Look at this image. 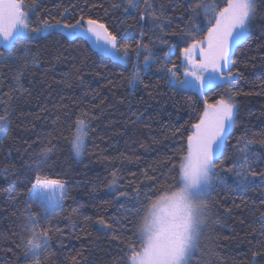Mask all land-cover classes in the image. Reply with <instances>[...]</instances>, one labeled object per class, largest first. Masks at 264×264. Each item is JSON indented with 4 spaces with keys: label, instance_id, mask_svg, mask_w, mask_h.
<instances>
[{
    "label": "trees",
    "instance_id": "obj_1",
    "mask_svg": "<svg viewBox=\"0 0 264 264\" xmlns=\"http://www.w3.org/2000/svg\"><path fill=\"white\" fill-rule=\"evenodd\" d=\"M25 4L36 33L91 16L122 45L138 50L146 44L153 64L134 82L131 63L57 30L31 32L26 42L0 48V116L8 120L0 136V264H129L148 205L179 190L181 157L203 100L221 96L232 97L236 114L201 203L191 264H264V183H251V175L239 181L243 173H264V0H255L246 42L233 50L232 83L203 95L170 85L166 68L175 65L180 74L189 34H204L213 19L205 5L219 11L226 0H140L138 10L128 11L127 0ZM79 119L90 127L81 159L71 146ZM245 160V169L234 167ZM37 175L65 186L54 215L29 200ZM30 214L38 239L48 238L35 261L24 250Z\"/></svg>",
    "mask_w": 264,
    "mask_h": 264
},
{
    "label": "snow or ice",
    "instance_id": "obj_2",
    "mask_svg": "<svg viewBox=\"0 0 264 264\" xmlns=\"http://www.w3.org/2000/svg\"><path fill=\"white\" fill-rule=\"evenodd\" d=\"M140 0H127L129 9L138 10ZM255 0H226L225 6L216 11L211 6L213 19L208 21L206 29L197 32L195 36L189 34V41L183 47L181 55L184 60V79L180 80L175 69L166 68L170 73L169 84H180L185 89H195L199 93L213 91L232 83L233 73L226 71L232 63V53L236 46L246 42L248 29L255 16ZM151 7V6H149ZM197 7H199L197 5ZM209 6L205 5V13ZM32 13L25 4V0H0V39L5 45L14 46L15 43L26 42L30 32L37 29L31 27ZM141 20L144 19L142 15ZM154 20H160L153 14ZM163 21H161V24ZM48 25V29L53 28ZM55 27L66 30L68 38L75 40L86 37L92 41L100 55L107 56L118 62L126 63L129 56V46L122 45L118 36L110 31L105 24L91 16L80 15L74 23L57 21ZM47 30V29H46ZM163 31V28H161ZM141 51L147 54L144 57L145 69L150 68L151 51L146 44L141 45ZM169 52L173 49L169 48ZM137 58L140 52L136 53ZM139 65L134 69L131 79H139ZM204 111L197 123L192 124V132L187 136V153L181 157L179 172L180 182L178 191L164 194L148 205L143 215V222L138 225L140 234V248H132L129 253V264H191L192 256L199 245L202 220L193 221L187 211L186 194L196 189L195 195L206 200L217 166V155L226 143L236 114V104L231 96H221L215 102L203 100ZM8 120L0 116V134L6 135ZM90 127L84 119L77 120L76 133L72 140L74 154L79 157L85 150V140ZM252 141H247L245 148ZM47 159V153H44ZM243 170L247 167V160L234 164ZM255 178L256 172L245 174ZM264 183V173L259 174ZM115 178V173H113ZM32 193L29 200L37 201L44 207L49 204L40 195L45 188L59 189L61 196L48 197L55 206L53 215L62 208L64 185L58 179H48L37 175L31 184ZM127 197V193H120ZM138 199V198H137ZM139 202V201H138ZM76 210L73 209V212ZM47 219V217L45 218ZM102 225L103 220L99 221ZM38 221L30 214L29 224L25 231L31 233V238L24 245L26 255L34 261L41 254V247H47L48 238H43L42 244L37 243L39 234L34 231ZM254 264L256 262L254 261Z\"/></svg>",
    "mask_w": 264,
    "mask_h": 264
},
{
    "label": "rangeland",
    "instance_id": "obj_3",
    "mask_svg": "<svg viewBox=\"0 0 264 264\" xmlns=\"http://www.w3.org/2000/svg\"><path fill=\"white\" fill-rule=\"evenodd\" d=\"M211 6H213V5H211ZM211 6H209V11L207 13H210L213 16V11L211 10ZM215 9H216V7H215ZM55 25H53L54 27L51 28V29H48V25H46V26L43 27V29L41 31H39L37 33L35 32V34H32V35L37 36V35H41V34H46V33L50 32L52 30L61 31V32H63V33L66 34V30L65 29H63L61 27H55ZM29 35H31V32L29 33ZM84 38H86V37H84ZM86 39L90 42V44L92 45V47L95 48V45L92 43V41L90 39H88V38H86ZM1 47H6L7 48V47H10V46L5 45L4 42H3V40L0 39V48ZM137 52H140L139 58H137V56H136V53ZM141 52H144V51H141V49L133 50V49L129 48V56H128V59H127V62H126V64H128V63H131L132 64L133 70L137 67V65H139V69H140V71H139V77H140V75L143 72H146V71L149 70V68L148 69H145V67H144V57L141 56ZM150 63H151V65L153 64L152 61H150ZM178 68H180V71H181L180 74H178V77H179L180 80H183L184 79L183 72H184L185 68H184V60H183V56L182 55H181L180 63L178 64ZM226 71H230V65H229V67H228V69ZM174 87L175 88H178V89H185V88L181 87L180 84H176ZM188 90L197 92L195 89H188ZM197 93L200 94V95H203V93L202 94L199 93V92H197ZM2 135H4V134H0V136H2ZM85 143H86V140H85ZM223 152H224V145L222 146L221 151L218 153L217 159L223 154ZM83 153L79 157H77L75 154H74V156L77 159H81L83 157ZM243 175L245 176V173H243L242 175H239V181H240V179L241 180L244 179V176ZM255 178L256 179L253 180V181H251V183H255V182L260 183L261 180H262L260 177L259 178L258 177H255ZM64 192H65V186H64ZM195 192H196V189H192V190H190L186 194V196H187V211L190 213L191 218H192L193 221H198V220H201V217H202L201 203L204 200L201 199V198H199V197H197L195 195ZM209 192H210V189H209ZM31 193H32V191H31ZM40 195L43 197L44 201L49 204V207H44L39 202H37V201H35V202H37L39 205H41L47 212H52V209H53V207L55 205L51 201L48 200V197L49 196H52L54 198H59L61 196V193H60V190L59 189H55V188H45L44 191L42 193H40ZM63 197H64V195H63ZM62 201H63V198L61 200V204H62ZM42 241H43L42 239H38L37 240V243H41L42 244ZM42 248L43 247H41V250H42Z\"/></svg>",
    "mask_w": 264,
    "mask_h": 264
}]
</instances>
